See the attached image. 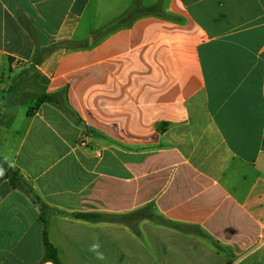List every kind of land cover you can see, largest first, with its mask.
<instances>
[{
    "label": "crops",
    "instance_id": "0c3cea01",
    "mask_svg": "<svg viewBox=\"0 0 264 264\" xmlns=\"http://www.w3.org/2000/svg\"><path fill=\"white\" fill-rule=\"evenodd\" d=\"M0 165V264H264V0H0Z\"/></svg>",
    "mask_w": 264,
    "mask_h": 264
},
{
    "label": "trees",
    "instance_id": "16d2710c",
    "mask_svg": "<svg viewBox=\"0 0 264 264\" xmlns=\"http://www.w3.org/2000/svg\"><path fill=\"white\" fill-rule=\"evenodd\" d=\"M116 26H121L120 24ZM37 100L39 102H52L53 96L52 95H38L36 96ZM0 169L3 170V174L0 177V181L6 180L9 184V186L18 188L30 198V200L38 204L40 209L42 211L47 209V206L40 203L39 199L32 193L31 189L28 187V185L18 176L17 172L14 170L4 166L0 165ZM81 217L82 215H75ZM42 245H43V262H50L51 264H61L57 257L56 249L48 242L46 237V232L42 231Z\"/></svg>",
    "mask_w": 264,
    "mask_h": 264
},
{
    "label": "built area",
    "instance_id": "2783aa9c",
    "mask_svg": "<svg viewBox=\"0 0 264 264\" xmlns=\"http://www.w3.org/2000/svg\"><path fill=\"white\" fill-rule=\"evenodd\" d=\"M77 145L79 147H87V141H86L85 135L79 137V139L77 141Z\"/></svg>",
    "mask_w": 264,
    "mask_h": 264
}]
</instances>
